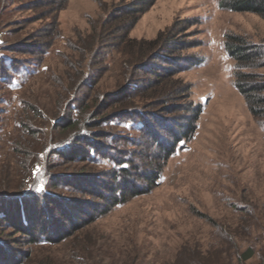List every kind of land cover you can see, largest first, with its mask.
Segmentation results:
<instances>
[{
	"label": "rangeland",
	"instance_id": "374dc122",
	"mask_svg": "<svg viewBox=\"0 0 264 264\" xmlns=\"http://www.w3.org/2000/svg\"><path fill=\"white\" fill-rule=\"evenodd\" d=\"M165 33L184 48L171 68L149 63L181 89L161 105L135 68ZM228 36L258 49L250 67L227 54ZM236 72L264 83V17L219 0H0V264H264V115ZM123 88L143 117L107 105ZM197 106L156 184L99 213L112 173L118 185L122 168L147 172L156 138L170 143ZM82 130L110 134L98 142L113 152L70 159Z\"/></svg>",
	"mask_w": 264,
	"mask_h": 264
},
{
	"label": "trees",
	"instance_id": "16d2710c",
	"mask_svg": "<svg viewBox=\"0 0 264 264\" xmlns=\"http://www.w3.org/2000/svg\"><path fill=\"white\" fill-rule=\"evenodd\" d=\"M219 6L221 8L235 11V12H250L258 14L262 17H264V0H219ZM174 29V25L168 30L167 34L172 33ZM166 33L160 34L158 38L155 41L146 42L147 45H153L158 44L160 45L158 50L152 54L149 55L146 54L145 51L139 52V55L136 56V70L141 71L145 75H151L153 77L152 82L147 86L149 88V95L153 98L157 97V99L160 101L161 105H164L165 103H168L169 101L175 100V98H178L181 92V89H174L171 86H167V82L170 79L171 74L163 75L164 69L163 66L157 65L154 68H151L149 63L151 61L160 60L163 65H166V67L171 68V65H173L175 62H170L168 60V57H172L174 55V52L178 49L175 46L174 36L166 35ZM154 46V47H155ZM153 49L151 46L148 48L150 51ZM225 49L227 54L233 58L238 68H246L250 67L251 64L255 61V59L258 58L256 47H251L249 45H245L243 41L240 40V38L235 36H228L226 38V44ZM153 51V50H152ZM151 55H153L151 57ZM257 63V62H256ZM165 71H167L165 69ZM253 75L248 74L245 72H236L235 74V87L237 90L243 95L247 107L251 114L255 117L263 116L264 115V96L261 95V92L264 91V83L257 84L256 82L252 81ZM133 86H136V84H133ZM127 88H123L120 92L112 93L108 95L107 105L109 107L111 106H120L123 107L119 114H117V117H125L127 115L131 116H138L143 117V113L141 112H135L132 109H129L128 107H131L129 104L130 99H132L133 93L130 91H126ZM176 101V100H175ZM173 103V102H172ZM260 105V106H259ZM163 114L168 115L171 110L162 109ZM201 112V107L197 106L192 114L188 117L189 119L186 126L183 124V130H180L182 132L179 133V135H171L172 140L169 143L168 141H163L161 139L156 138V145L154 148V157H151V167L147 170V172H141L139 170H135V168L130 167L129 169L122 168L120 171L122 179V183L118 185H114V182H111L112 178H115L117 176V172L112 173V178H110V182L106 183L104 187L106 188L107 196H105V199L109 201V204H105L102 206L100 210H98L99 213L105 214L109 211L111 208L110 206L123 203L125 202L129 197L138 195L140 193L146 192L150 190L155 184L156 181L159 179L160 172L163 168V165L165 164L166 160L171 156V154L174 152V149L177 145V143L181 139H189L194 130H195V122L198 119V116ZM110 134H107L106 132L99 131V133H94L89 130H82L79 131L77 136L73 138V146H71L68 150V154L71 158L74 159V155L77 153H80V151H85L86 153L90 150L98 151L101 149H109V153L113 152L112 147L110 148L106 147V144H102V142H98V139L101 140H107L109 138ZM152 137V134H151ZM155 137V135H153ZM111 141V140H109ZM72 142V141H71ZM109 143V142H106ZM112 144H116V141H113ZM74 156V157H73ZM120 158H123L122 156H119ZM125 163V162H122ZM131 163V162H130ZM131 166H133V163H131ZM131 172L134 174H139V177L142 178L140 182L134 181L131 176ZM135 179V178H134ZM120 181V180H118ZM116 184V183H115ZM23 208V207H22ZM60 209V208H59ZM62 210V209H61ZM94 210L97 211V208H94ZM26 211V210H25ZM28 214V210L26 211ZM66 214H60L58 217L61 219H64V216ZM64 222V220H62ZM66 221V220H65ZM67 222V221H66ZM75 220L71 222L74 224ZM61 227H63V224H60ZM34 228V226H33ZM32 228V230H33ZM48 229V228H47ZM42 237L45 239H50L49 234L46 233V230H41ZM54 233V231H52ZM31 236L33 237L34 241L37 239L34 233H31Z\"/></svg>",
	"mask_w": 264,
	"mask_h": 264
}]
</instances>
